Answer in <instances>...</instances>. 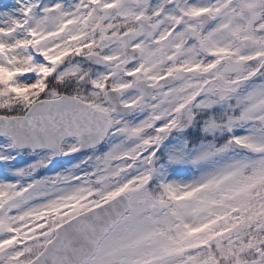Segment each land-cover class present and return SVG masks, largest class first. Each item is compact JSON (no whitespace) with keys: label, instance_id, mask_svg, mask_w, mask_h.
Returning a JSON list of instances; mask_svg holds the SVG:
<instances>
[{"label":"snow or ice","instance_id":"6c2138e0","mask_svg":"<svg viewBox=\"0 0 264 264\" xmlns=\"http://www.w3.org/2000/svg\"><path fill=\"white\" fill-rule=\"evenodd\" d=\"M0 264H264V0H0Z\"/></svg>","mask_w":264,"mask_h":264}]
</instances>
